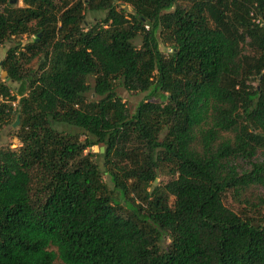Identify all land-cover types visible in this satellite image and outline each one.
<instances>
[{
  "label": "trees",
  "instance_id": "obj_1",
  "mask_svg": "<svg viewBox=\"0 0 264 264\" xmlns=\"http://www.w3.org/2000/svg\"><path fill=\"white\" fill-rule=\"evenodd\" d=\"M21 1L0 0V264H264V0Z\"/></svg>",
  "mask_w": 264,
  "mask_h": 264
},
{
  "label": "rangeland",
  "instance_id": "obj_2",
  "mask_svg": "<svg viewBox=\"0 0 264 264\" xmlns=\"http://www.w3.org/2000/svg\"><path fill=\"white\" fill-rule=\"evenodd\" d=\"M56 1L59 2L60 0H56ZM12 3H14L16 6H22L21 0H12ZM117 9L120 10V9H122V7H117ZM126 11H127L126 13H130L131 8H126ZM104 15H105V13H102V12H86L85 17H86L87 22L90 24L94 17L97 19H101L104 17ZM18 40L21 41V43H27L28 41H30V37L27 35H24L23 37L19 38ZM9 47H10V45L8 43H5L3 46L0 47V62L5 58L7 49ZM160 49L163 52L167 51V47L164 46L163 44L160 45ZM22 64H23L25 69L37 70L38 58L35 57L32 60H30V62H26L24 60ZM0 78L1 79L5 78V73L1 69V67H0ZM13 86H15V84H13ZM118 93H119L120 97L122 98V101L125 103V105L130 110H133L136 107V105L143 98H145V93L128 92V91L121 89V88H118ZM14 129L15 128H13L12 125L2 128V130L0 131V148L10 147L11 149H16L18 147V142L12 135L14 132ZM91 152L96 155L94 158L97 161V163L101 166V169L104 171L105 168L103 166L104 165L103 164V158H102V156L99 155V154H102L104 152V150L101 151V147L94 146L91 148ZM170 178H171L170 171L166 167H161L159 172H158V177H157L156 181L152 183V185L149 189L162 186ZM102 181L107 186H109V188L112 187L107 175H105V174L103 175ZM225 204H226V206H228L229 208H231L235 211H242V208L239 206L237 201L230 195L226 198ZM55 264H60V261L57 260L55 262Z\"/></svg>",
  "mask_w": 264,
  "mask_h": 264
},
{
  "label": "water",
  "instance_id": "obj_3",
  "mask_svg": "<svg viewBox=\"0 0 264 264\" xmlns=\"http://www.w3.org/2000/svg\"><path fill=\"white\" fill-rule=\"evenodd\" d=\"M19 119L16 118V121L13 123V127H16L18 125ZM101 151H103V147H101Z\"/></svg>",
  "mask_w": 264,
  "mask_h": 264
}]
</instances>
